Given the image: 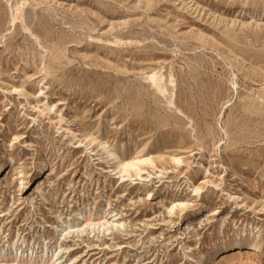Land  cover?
Masks as SVG:
<instances>
[{"label":"rangeland","instance_id":"374dc122","mask_svg":"<svg viewBox=\"0 0 264 264\" xmlns=\"http://www.w3.org/2000/svg\"><path fill=\"white\" fill-rule=\"evenodd\" d=\"M4 163L1 261L264 264V0H0Z\"/></svg>","mask_w":264,"mask_h":264},{"label":"bare ground","instance_id":"6f19581e","mask_svg":"<svg viewBox=\"0 0 264 264\" xmlns=\"http://www.w3.org/2000/svg\"><path fill=\"white\" fill-rule=\"evenodd\" d=\"M110 156L112 157V161H114L116 163V169L119 170L120 172H125L129 167H137V165L133 164V162H126V161L119 160L118 156L113 151L110 152ZM9 165L10 164H7V163L1 164L0 165V167H2L1 170H3V171L7 170ZM47 169H48L47 164H44L43 172H42V174H43L46 171L44 174V177L47 174ZM29 181L30 180H22L20 190L27 188V186L29 185ZM201 190H202L201 188H195V191L198 193L201 192ZM203 212H206V211L203 210ZM102 219L106 220L107 217H103ZM108 220H109V218H108ZM89 222H92V221L89 220ZM240 250H241V246L239 243L234 244V245H223V246L217 247L215 249V253L212 255L210 261L212 262L213 260H218L220 258V256L225 254V253L226 254L229 252L235 253V252H240ZM59 256L60 255L49 256L48 253H42L40 256H35L32 254L29 257L27 256L25 259H23L22 255H20L18 253H14L10 256H7L5 261L0 260V264H2V263H5V264H58V261L61 259V258H59ZM189 260H190V262L195 263V264H208V259L205 256H200V259H198V260L196 257L189 256Z\"/></svg>","mask_w":264,"mask_h":264}]
</instances>
